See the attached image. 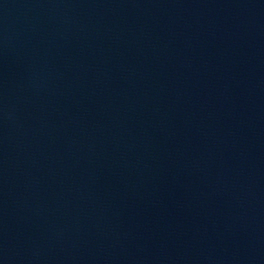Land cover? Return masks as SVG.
Segmentation results:
<instances>
[{
    "label": "water",
    "instance_id": "water-1",
    "mask_svg": "<svg viewBox=\"0 0 264 264\" xmlns=\"http://www.w3.org/2000/svg\"><path fill=\"white\" fill-rule=\"evenodd\" d=\"M0 264H264V0H0Z\"/></svg>",
    "mask_w": 264,
    "mask_h": 264
}]
</instances>
